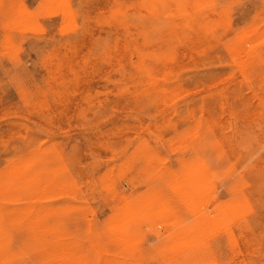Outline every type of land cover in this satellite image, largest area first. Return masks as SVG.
I'll list each match as a JSON object with an SVG mask.
<instances>
[{"label":"rangeland","instance_id":"374dc122","mask_svg":"<svg viewBox=\"0 0 264 264\" xmlns=\"http://www.w3.org/2000/svg\"><path fill=\"white\" fill-rule=\"evenodd\" d=\"M0 264H264V0H0Z\"/></svg>","mask_w":264,"mask_h":264}]
</instances>
